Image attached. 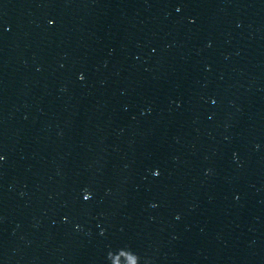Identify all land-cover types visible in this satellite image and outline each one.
I'll return each mask as SVG.
<instances>
[{
    "label": "water",
    "instance_id": "obj_1",
    "mask_svg": "<svg viewBox=\"0 0 264 264\" xmlns=\"http://www.w3.org/2000/svg\"><path fill=\"white\" fill-rule=\"evenodd\" d=\"M27 5L28 0H0V226L10 116Z\"/></svg>",
    "mask_w": 264,
    "mask_h": 264
}]
</instances>
